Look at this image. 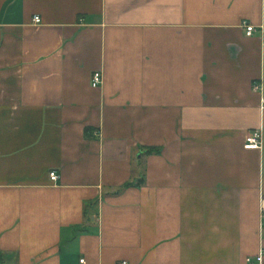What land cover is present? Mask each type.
Masks as SVG:
<instances>
[{
  "label": "crops",
  "instance_id": "0c3cea01",
  "mask_svg": "<svg viewBox=\"0 0 264 264\" xmlns=\"http://www.w3.org/2000/svg\"><path fill=\"white\" fill-rule=\"evenodd\" d=\"M263 212L264 0H0V264H251Z\"/></svg>",
  "mask_w": 264,
  "mask_h": 264
},
{
  "label": "built area",
  "instance_id": "2783aa9c",
  "mask_svg": "<svg viewBox=\"0 0 264 264\" xmlns=\"http://www.w3.org/2000/svg\"><path fill=\"white\" fill-rule=\"evenodd\" d=\"M33 22L35 24H40V18L34 17ZM246 36L251 37L255 33V28L253 26L246 25ZM103 84V74L101 72H95L92 76L91 85L93 88H99ZM244 148L246 150H262L263 149V133L261 130H256L249 133L245 138ZM49 178L52 183L56 184L59 181V175L56 171H51ZM263 225H264V212H263ZM249 263L255 261L257 264H263L264 262V249L253 259L248 260ZM81 264H84V260H81ZM120 264H128L127 262H122Z\"/></svg>",
  "mask_w": 264,
  "mask_h": 264
},
{
  "label": "trees",
  "instance_id": "16d2710c",
  "mask_svg": "<svg viewBox=\"0 0 264 264\" xmlns=\"http://www.w3.org/2000/svg\"><path fill=\"white\" fill-rule=\"evenodd\" d=\"M159 152V150H148V153H158ZM144 184V180L143 179H140V180H138L137 182H136V186L137 187H140V186H142Z\"/></svg>",
  "mask_w": 264,
  "mask_h": 264
}]
</instances>
